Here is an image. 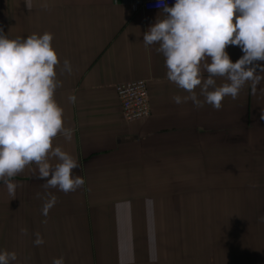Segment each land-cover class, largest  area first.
<instances>
[{
  "label": "crops",
  "instance_id": "0c3cea01",
  "mask_svg": "<svg viewBox=\"0 0 264 264\" xmlns=\"http://www.w3.org/2000/svg\"><path fill=\"white\" fill-rule=\"evenodd\" d=\"M143 1L32 0L29 11L25 0H0L9 38L53 34L55 99L73 130L53 147L77 158L85 180L68 194L45 189L32 165L13 178L14 198L0 182V251L16 252L12 264H264V80L220 110L176 104L188 93L167 79L158 45L143 42L162 9ZM226 51L233 62L243 55ZM138 79L151 113L126 121L115 87Z\"/></svg>",
  "mask_w": 264,
  "mask_h": 264
},
{
  "label": "clouds",
  "instance_id": "9594fccd",
  "mask_svg": "<svg viewBox=\"0 0 264 264\" xmlns=\"http://www.w3.org/2000/svg\"><path fill=\"white\" fill-rule=\"evenodd\" d=\"M25 5L30 11L32 0ZM161 14L143 34V42L146 47L158 45L167 79L188 93L175 96L176 104L191 101L199 109L206 103L220 110L226 97L235 100L249 82L256 92L264 80V64L258 63L264 61V0H175L163 6L158 17ZM52 40L49 32L9 38L0 28V182L13 198L18 187L13 178L32 165L33 178L46 181L45 189L68 194L85 183L74 175L80 167L77 158L53 147L58 135L71 141L73 130L65 127L64 109L55 99L62 82ZM228 46H239L243 55L233 62ZM63 68L71 73L69 60L63 61ZM217 78L225 82L218 86ZM69 100L75 103V95ZM54 203L53 197L44 205V215ZM21 232L27 235L28 230ZM35 236L34 245H42L41 235ZM16 260V252L0 251V264ZM52 264H65L64 257Z\"/></svg>",
  "mask_w": 264,
  "mask_h": 264
},
{
  "label": "built area",
  "instance_id": "2783aa9c",
  "mask_svg": "<svg viewBox=\"0 0 264 264\" xmlns=\"http://www.w3.org/2000/svg\"><path fill=\"white\" fill-rule=\"evenodd\" d=\"M175 0H144L141 7L145 10H159L167 4L174 5ZM121 103L122 115L126 121L146 118L151 113L148 82L143 79L118 83L115 87Z\"/></svg>",
  "mask_w": 264,
  "mask_h": 264
}]
</instances>
